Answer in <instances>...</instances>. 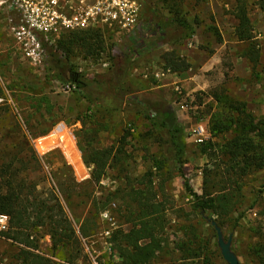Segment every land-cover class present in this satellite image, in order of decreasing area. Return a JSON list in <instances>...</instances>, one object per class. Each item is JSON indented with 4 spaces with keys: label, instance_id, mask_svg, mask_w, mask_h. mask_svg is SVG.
I'll use <instances>...</instances> for the list:
<instances>
[{
    "label": "rangeland",
    "instance_id": "374dc122",
    "mask_svg": "<svg viewBox=\"0 0 264 264\" xmlns=\"http://www.w3.org/2000/svg\"><path fill=\"white\" fill-rule=\"evenodd\" d=\"M248 3L254 27L253 42L261 49L256 66L244 55L251 49L250 43L239 41L235 34L236 0H145L138 28L124 35L110 33L109 46L100 59L85 58L78 50L69 58L60 51L56 53L87 78L110 69L127 68L125 90L130 94L125 96L123 107L117 110H107L101 104L89 102L78 89L64 90L67 82L54 77L48 69L55 47H47L43 67L34 65L14 43L5 24V15L0 13V138L5 135L9 141L17 142L19 134L13 130L14 125L26 121L32 136L39 135L31 139V146L43 157L44 172L53 170L58 188L57 175L61 172L65 177L76 176L71 184L73 187L87 185L91 176L87 144L90 148L112 146L114 152L122 153V161L108 170V176L99 185L94 189L78 188L70 195L76 204L74 211L79 215L91 211L94 197L116 195L97 219V233L90 239L82 238L88 254L79 264H93L94 260L99 264H120L115 260V250H111L113 243L106 239L115 229H130L127 217L131 203L129 197L124 196L127 184L124 177H130V184L143 178L151 167L146 160L149 153L168 164L165 174L155 179L156 183L165 185L168 194L165 212L168 252L161 254L160 261L181 257V243L194 238L205 245L201 264H227L218 245L217 232L205 217L217 220V216L212 212L201 214L193 208V197L185 188L180 168L192 189L203 193L205 167L213 169V165L201 147L212 139L210 128L214 112L227 111L230 103L242 101L257 118L264 117V14L259 0H248ZM176 12L191 24L193 32L172 21ZM161 23L167 25L166 38L159 30ZM153 28L159 31L147 38L154 32ZM133 34H142L141 38L148 44L142 54L134 57L127 49L132 45L130 36ZM174 49L191 62L188 71L174 73L163 69L162 54ZM213 93L222 96L220 102ZM133 94L142 96L144 107L128 101L133 99ZM165 107L173 111L184 129L185 153L180 165L173 158L172 143L160 137L146 118V112L155 116ZM197 125H203L207 132L203 142L193 135ZM129 129L130 135L125 139ZM226 136L219 134L213 141L221 142ZM122 166L126 167V172L120 171ZM49 185L50 181L41 186ZM263 185L264 170L249 175L241 208L220 223L225 239L232 236V249L242 264H261L252 253V247L258 241L257 229L264 226ZM259 194L261 197L254 202ZM81 201L84 204H78ZM105 211L110 220L102 216ZM241 212L244 215L239 218ZM7 225L8 220L0 219V229ZM106 231L110 233L107 235ZM41 245L45 256L54 259L49 235H44ZM19 253L18 244L0 237V264H23Z\"/></svg>",
    "mask_w": 264,
    "mask_h": 264
},
{
    "label": "trees",
    "instance_id": "16d2710c",
    "mask_svg": "<svg viewBox=\"0 0 264 264\" xmlns=\"http://www.w3.org/2000/svg\"><path fill=\"white\" fill-rule=\"evenodd\" d=\"M258 4L264 14V0H259ZM179 15L176 12L172 21L193 32L191 24ZM234 15L238 22L235 27L237 39L250 43L251 49L244 55L256 66L261 58V49L253 42L255 35L248 0H236ZM159 26L166 38L167 25L161 23ZM153 29L154 32L149 33L147 38L159 31ZM110 33L112 32L108 30L88 28L64 34L58 45L53 46L55 54L51 53L48 69L54 77L76 86L89 102L101 104L107 110H117L123 107L125 96L130 94V91L125 90L127 68L110 69L87 78L77 71L75 65L56 55L60 51L69 58L70 54L78 50L85 58L100 59L109 46ZM141 35L130 36L132 45L127 49L133 53V57L147 49L148 44ZM162 59L165 71L183 73L192 66L189 59L175 49L165 51ZM213 97L217 102L222 98L218 93H213ZM128 101L141 107L145 105L141 95L133 94V99ZM146 118L160 137H165L172 143L173 158L180 165L185 153L182 140L184 129L178 124L173 111L165 107L157 111L155 116L146 112ZM130 129L125 139L130 135ZM13 130L19 134L17 142L9 141L5 135L0 138V216L5 215L9 219L7 227L0 229V237L20 246L19 258L23 264H79V260L86 258L88 254L85 253L82 238L90 239L97 233V219L116 195L109 193L105 197H94L92 209L85 215L74 211L76 204L70 195L78 188L94 189L99 185L108 176V170L122 161V153L114 152L112 146L90 148L87 144L88 165L91 167L90 179L85 183L87 185L73 187L71 184L76 176L65 177L61 172L57 175L59 189L53 180V170L44 172L43 157L31 146V139L39 135L32 136L31 127L26 121L17 122ZM210 130L212 139L202 144L201 150L212 161L213 169L205 167L203 193L192 189L181 168L180 176L184 178L187 192L193 197V208L201 214L212 212L220 225L244 203L247 177L264 170V117L257 118L248 111L246 102L236 101L229 104V110L214 112ZM226 133L230 135L226 136ZM219 134L226 137L221 142L213 141ZM149 154L146 160L151 163V167L142 175L143 178L130 184V177H124L127 181L124 196L129 197L131 203V211L127 217L131 227L128 230L115 229L106 241L113 243L110 249L115 250V260L118 259L120 264H201L205 245L194 238L181 243V257L168 262L159 259L162 253L168 252L165 224L168 194L165 185L156 183L155 179L165 174L168 164ZM120 171L126 172V167L122 166ZM49 181V186H41ZM260 197L259 194L254 202ZM78 204L82 205L84 202ZM261 214L264 215V211ZM243 215L244 212L239 213V218ZM45 234L51 239L54 259L42 252L41 239ZM256 234L258 241L252 247V253L264 264V226L260 225Z\"/></svg>",
    "mask_w": 264,
    "mask_h": 264
},
{
    "label": "built area",
    "instance_id": "2783aa9c",
    "mask_svg": "<svg viewBox=\"0 0 264 264\" xmlns=\"http://www.w3.org/2000/svg\"><path fill=\"white\" fill-rule=\"evenodd\" d=\"M144 4L145 0H0V13L5 15L6 27L21 53L34 65L43 67L47 47H56L68 32L98 28L124 35L134 31ZM63 89L76 86L66 83ZM193 135L203 142L207 132L203 125H197ZM102 216L111 219L107 211ZM0 219L9 220L5 215ZM93 264L99 263L94 260Z\"/></svg>",
    "mask_w": 264,
    "mask_h": 264
},
{
    "label": "water",
    "instance_id": "95a60500",
    "mask_svg": "<svg viewBox=\"0 0 264 264\" xmlns=\"http://www.w3.org/2000/svg\"><path fill=\"white\" fill-rule=\"evenodd\" d=\"M204 214V212H203ZM208 221L211 222V224L214 226L217 237H218V245L221 249V253L223 255V258L227 262V264H242L238 255L235 253V251L232 249V236H230L227 240L225 239L222 227L218 224L216 220L213 218H208L205 216Z\"/></svg>",
    "mask_w": 264,
    "mask_h": 264
},
{
    "label": "crops",
    "instance_id": "0c3cea01",
    "mask_svg": "<svg viewBox=\"0 0 264 264\" xmlns=\"http://www.w3.org/2000/svg\"><path fill=\"white\" fill-rule=\"evenodd\" d=\"M184 82H185L184 84H186V82H187L186 79L184 80Z\"/></svg>",
    "mask_w": 264,
    "mask_h": 264
}]
</instances>
